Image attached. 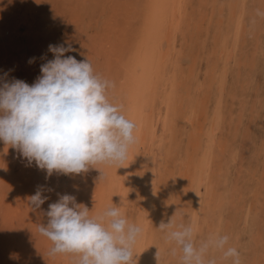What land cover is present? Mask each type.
Segmentation results:
<instances>
[{
	"label": "bare ground",
	"instance_id": "bare-ground-1",
	"mask_svg": "<svg viewBox=\"0 0 264 264\" xmlns=\"http://www.w3.org/2000/svg\"><path fill=\"white\" fill-rule=\"evenodd\" d=\"M119 1L0 4V78L7 73L8 81L14 77L32 85L41 64L54 58L49 45H71L65 55L88 58L96 74L113 82L109 100L136 125L127 159L122 165H97L102 177L92 167L70 179L60 173L49 177L18 151L30 171L21 176L35 184L32 192L13 187L5 203L9 191L2 190L11 182L0 170V226L7 234L0 231V245L4 238L8 242L3 259L11 260L16 245L22 252L37 246L39 257L49 256L48 264H76V254H50L54 245L38 230L48 222L46 205L67 194L92 216L121 206L128 222L142 229L132 248L133 264H157V248L160 264H179L181 253L172 254L174 245L159 229L173 216V230L192 225L197 242L210 234L228 235L241 264H264V17L256 14L264 11V0ZM199 9L202 20L215 26L204 62L198 56L204 39L194 43L195 30L190 32L201 27L193 14ZM133 20L136 31L129 35L125 23L131 26ZM189 32L192 41L183 51L185 42L179 46L178 37L188 38ZM83 35L97 40L88 45L79 39ZM186 56L192 60L188 72L179 71ZM38 190L48 199L33 210L30 193ZM13 223L21 227L14 238ZM209 258L232 264L221 251Z\"/></svg>",
	"mask_w": 264,
	"mask_h": 264
},
{
	"label": "clouds",
	"instance_id": "clouds-1",
	"mask_svg": "<svg viewBox=\"0 0 264 264\" xmlns=\"http://www.w3.org/2000/svg\"><path fill=\"white\" fill-rule=\"evenodd\" d=\"M256 14L264 17L259 9ZM48 51L54 58L41 64V75L32 85L14 77L8 81L7 73L0 78V141L17 149L29 166L35 162L46 170L49 177L79 175L90 167L100 170L102 177L97 165H122L127 159L136 125L110 102L107 93L114 83L96 74L88 58L78 61L66 56L73 51L71 45L50 44ZM28 62L34 63L35 58ZM47 199L38 190L29 203L35 210ZM46 216L47 224L38 230L52 241L50 254H76V264H133L132 248L142 229L128 222L121 206L92 216L87 206L64 194L49 205ZM173 217L162 221L159 229L174 245L172 254L181 253L179 264H216L209 258L212 251L241 264L228 235L210 234L197 242L192 225L173 230Z\"/></svg>",
	"mask_w": 264,
	"mask_h": 264
},
{
	"label": "rangeland",
	"instance_id": "rangeland-1",
	"mask_svg": "<svg viewBox=\"0 0 264 264\" xmlns=\"http://www.w3.org/2000/svg\"><path fill=\"white\" fill-rule=\"evenodd\" d=\"M5 1L6 0H0V4H3ZM18 1H20L19 4L22 7H24V5L25 6L28 5V2L30 0H18ZM120 1H119L120 2L119 4H121V3L124 4L127 0L126 1L125 0H120ZM205 7H207V6H205ZM39 10L42 11L41 8ZM198 13H200V14H198ZM198 13L196 14L195 12H193L194 17H196V20L201 19V20H199V21H201V27H196L195 29L192 28V29H190V32H192L193 30H195V31H193V34H194L193 36L195 38V42L194 43H197L198 44L201 41V38L204 39L203 42L201 41L202 42V46L200 44V48L198 50V56L200 55L199 56L200 61L204 62V61H207V59L209 57V54H211L210 52H211V50H212V48L214 46V43H213L214 42V37H213V35H214L215 26L213 24L212 25H209L207 21L204 22V20H202V17H204V15L202 13V10L199 9ZM40 16H41L40 19L43 20L44 16L42 14H40ZM121 20L124 21L122 18H121ZM134 21L135 20H133L131 22V24H132L131 26H129L128 24L125 23V26H128L129 28H131V30L129 32V35H134L135 34L136 29L134 27H137V26H134ZM119 24H120L119 27L121 28V26H123V23L120 22ZM24 28H25L24 26H21L20 27V29H24ZM119 30H121V29H119ZM200 30H203L205 32L198 33ZM113 31H115V30H113ZM115 32L119 33L118 32V29ZM190 32L188 33L189 34L188 35V38L182 37L183 35L182 36L179 35L180 37H178V45L179 46H181V43L182 42L183 43L185 42V47H183L184 48L183 51L186 48H188L189 43H191V41H192L191 39L189 40ZM206 32H210V33H206ZM61 35H63L66 38L67 35H69V34H68L67 31H64L63 30L62 33H61ZM93 38H95L93 35L92 36L83 35L79 39L82 40L81 42H83V43L86 42L88 45H90L92 43V41L93 42H96V40H97V39L93 40ZM197 39H200V41H197ZM101 48H102L101 46L97 47V49H100V51H101ZM96 51H98V50H96ZM190 57L191 56L187 57V59L189 58L188 60L184 59L182 68H180L179 71H183V72L186 71V72H188L187 69H185V67L188 66V62H192V60H191ZM204 70H205V67L202 65V74H204V72H203ZM111 92H112V89L111 90L109 89L107 94L109 95ZM110 102H112L113 104H115L116 101H114V100L111 99ZM247 119L250 120L249 117H247ZM0 144H1L0 145V170L2 169L3 171H5V175H7V178L11 182V184H7L8 186L5 187V188H3L4 190H2L4 192V194H5V191L6 190L9 191L8 195L6 193V198L4 200V202L6 203V199L12 198L11 197V194H12L11 192H12V188L13 187H15V189H21V190L22 189H26V190H28V192H32L34 190V186L31 183L33 182L35 184V182L33 181L34 180V178H33V180L31 179L32 182H29L27 184V182L24 181L25 178L23 179V177L21 176L20 173L23 172V174L25 175L26 173H29L30 171L27 169V167H23V165L25 164V159H23L22 157H18V154H19L18 153V150H16L15 148L11 147L10 145H5L3 141L2 142L0 141ZM1 150H4V151L1 152ZM10 150H12V151H10ZM239 167H240V165L238 166V168ZM25 170H26V173H25ZM33 176L34 175H32V177ZM64 177L69 178V179L70 178H73V177H70V175H64ZM12 182L14 183L13 185H12ZM31 186H33V187H31ZM35 187H36V185H35ZM30 194H31V196H33L32 193H30ZM58 200H55V202H57ZM50 204H52V203L50 202ZM49 205H46V207L48 208V210H49ZM15 225L16 224L13 223V226H15ZM19 227H16L15 226V227L12 228L11 235L13 236V238L19 236V234L21 232L20 231L21 227H20V229H19ZM30 229H33V228L30 227V228H27L26 230L28 231ZM0 231H2L4 233V231H6V230L2 226H0ZM241 231H242V229H241ZM4 234H6V233H4ZM7 244H8V242L6 241V238H4L2 240V245H0V264H48L47 261H48V259H50V258H48L49 256L48 255H45L46 258L44 256L43 257H39L38 247L37 246L35 247L34 246V243H32L33 246H34L33 247V251H29V250L26 251L25 250V251L22 252V251H20L22 249L19 250L20 247L18 245L14 246L13 252H12L13 257L11 258V260H9L10 261L9 262L8 260H5L7 258H5L6 250H4V249L6 248ZM4 252H5V254H4ZM22 254H27V255H29L31 257H29V256L26 257V256H24ZM40 256H42V253L41 252H40ZM36 257H38V258L35 259ZM3 258H5V259H3Z\"/></svg>",
	"mask_w": 264,
	"mask_h": 264
}]
</instances>
